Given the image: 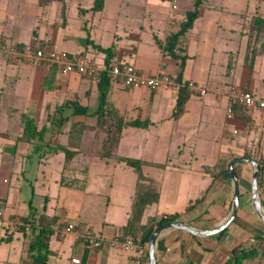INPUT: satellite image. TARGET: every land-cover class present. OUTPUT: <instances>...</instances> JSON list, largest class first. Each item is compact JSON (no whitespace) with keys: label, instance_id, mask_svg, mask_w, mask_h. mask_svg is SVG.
<instances>
[{"label":"crops","instance_id":"1","mask_svg":"<svg viewBox=\"0 0 264 264\" xmlns=\"http://www.w3.org/2000/svg\"><path fill=\"white\" fill-rule=\"evenodd\" d=\"M240 1L244 5L237 7ZM255 1L257 13L252 17H264V0ZM147 2L169 6L167 24L163 27L152 19L146 29L142 20L125 41L114 30L118 23L107 24L112 18L106 14L107 0L101 10L93 9L94 0H0V117L4 119L0 125V198L6 208L0 218V264H32L29 245L47 223L53 230L48 264H148L147 242L142 254L112 243L117 236L133 238L125 227L140 186L152 185L153 179L160 196L145 207L136 235L143 226L172 213L179 214L175 220L207 229L220 224L232 210L234 189L230 170H226L232 160L247 156L264 164V110L245 106V112L234 118L226 115L232 86L264 93V38L256 41L245 32L249 18L244 11L250 0L226 8L208 0L200 7L193 27L179 42V51L187 55L182 82H194L207 91L191 92L182 113L175 114L182 83L174 80V85L156 89L135 88L110 77L114 106L131 119L150 121L146 127H123L114 156L105 157L94 149L101 70L94 75L66 72L57 65L27 67L31 62L25 57H12L1 48V44H10L18 49L66 50L103 68L108 67L107 53L100 48L112 47L110 64L127 61L150 74L164 70L176 77L182 69L180 60L160 47L156 36L165 40L177 30L193 1L182 0L185 7L180 16L176 14L179 0ZM251 43L256 44L255 55L250 52ZM22 80L26 87L18 94ZM67 99L86 104L88 114L73 116L69 107L58 111ZM23 112L36 118L39 129L46 128L43 138L23 137ZM79 119L86 127L80 146L68 159L63 149L54 148L57 142L68 146L71 123ZM61 121L60 132L57 124ZM128 134L144 136L133 144L136 149L146 148L136 153L122 151ZM117 156L148 160L143 165L146 177L140 181L136 169ZM236 172L240 204L234 221L210 236L178 229L162 231L155 244L156 264H264V221L252 200L253 164L240 162ZM72 177L80 179L79 184L65 181ZM259 188L264 206V171ZM27 189L29 204L24 194ZM16 217L27 218L34 230L14 227L11 220ZM70 222L80 233L91 229L104 236V243L91 245L84 237L62 235L60 230ZM242 242L245 246L240 248L247 247L249 254L238 258L233 250Z\"/></svg>","mask_w":264,"mask_h":264},{"label":"trees","instance_id":"2","mask_svg":"<svg viewBox=\"0 0 264 264\" xmlns=\"http://www.w3.org/2000/svg\"><path fill=\"white\" fill-rule=\"evenodd\" d=\"M43 1V0H41ZM208 0H193V6L189 8L185 16L180 20L179 28L175 31H172L169 33L165 40L160 39L156 36V41L159 44L160 47H162L169 55H171L173 58L180 60V66H181V72L176 76L173 77V79L177 82L182 83L179 91V96L177 99V104L175 106V114L178 115L184 111L185 103L190 97L191 90L189 87L188 81H183V75L182 70L185 64V59L187 57L186 54H182L179 51V42L182 38H184L186 32L193 27L195 20L199 16L200 7L204 6L207 3ZM105 4V0H94L93 9L94 10H101L103 9ZM252 26L251 28H257V27H264V17L261 16H254L252 18ZM101 50L105 51L107 53L106 56V64L109 66L111 62L112 57V47H101ZM45 64V63H44ZM53 66L56 64H52ZM48 78L46 76L45 82H47ZM98 85L100 88V98H99V106L95 113L98 114V122L97 126L95 125V128H99V126L104 125L107 123V121L111 118H114L115 116H112V111H116L117 108L114 107V104L111 100V80L110 76L108 74V71L106 69H103L99 73V81ZM71 108L72 113L71 115H87L88 114V106L82 102H80L77 99H67L63 104L59 105L57 107L58 111H63L65 108ZM237 112L244 111L245 106L242 103H239L236 105ZM117 114V112H115ZM22 117L24 120V138L27 140H37L40 138H43L44 133L46 131L45 127L38 128V124L36 121V118L34 116H31L25 112L22 113ZM68 116H62L63 119H66ZM117 119L114 121L118 125L119 132L115 138V142L117 143L121 137V132L123 127L126 126H141L146 127L150 124V121L148 119H141V118H132V119H125L122 114H118ZM60 118H58L59 120ZM62 121L59 122L57 125L60 127L62 125ZM86 127V123L84 120H74L71 123L70 129L68 131L69 134V140H68V146L62 145L60 142H57V145L54 149H63L66 152V157L69 159L75 154V147L80 146L81 138L83 131ZM39 135V138L37 137ZM103 156L108 157L112 155L111 151H106L102 153ZM120 160L126 162L128 165L133 166L139 175V180L141 181L146 176L143 173V165L146 163H149L148 160H143L141 158L136 157H130V156H120ZM260 165V185L262 183V176L264 171V164L259 160ZM227 171L230 170V166L227 167ZM160 193L157 190H146V189H138L136 192V195L134 197L133 201V208H132V216L126 225V230L130 235L133 237L135 241H137L139 244L143 245L145 244L156 225L163 224L165 222H168L170 220H175L178 217V213H172L169 214L167 217L161 216L151 224H148L147 226H143V231L140 235H136L135 230L140 225V219L142 217V214L144 212L145 207L159 199ZM24 222H27V218H23ZM51 226L47 223L43 227L40 228L39 232L36 235V238L30 243L29 245V252L30 256L33 259L32 264H48V255L51 251L49 247V239L53 233V230L50 228ZM20 228H24V226H20ZM33 230H34V224H33ZM245 246L242 242L238 246H236L233 250L234 255H236L238 258H244L246 257L249 252H247V247L241 249L240 247ZM253 248H250L252 250ZM249 250V251H250ZM251 252V251H250Z\"/></svg>","mask_w":264,"mask_h":264},{"label":"built area","instance_id":"3","mask_svg":"<svg viewBox=\"0 0 264 264\" xmlns=\"http://www.w3.org/2000/svg\"><path fill=\"white\" fill-rule=\"evenodd\" d=\"M1 48L7 51L12 57L23 56L35 66H40L44 63L56 64L59 68L66 72H78L80 74L88 73L95 74L100 68L93 62L86 59L82 55L72 54L66 50L50 49L42 46L33 47L26 46L23 49H18L15 45L1 44ZM111 78L120 79L128 85L147 87L156 89L165 85H174V79L167 72L161 70L157 74H150L138 69L132 62H115L105 67ZM189 87L195 92L205 93L207 90L198 86L194 82H189ZM242 103L247 108H260L264 110V93L256 94L251 90L243 88H235L229 96V104L227 106V118L231 119L236 116V105ZM236 131V130H235ZM6 213L5 206L0 203V218ZM167 217V215L165 216ZM14 227L19 228L24 226L26 231H33L32 222H24L20 217L11 220ZM62 235L71 234L76 238L84 237L87 243L91 245H101L105 241V237L97 235L91 229L80 233L77 230L76 224L70 222L61 230ZM114 245L137 250L140 254L144 252V246L137 244L133 238L122 239L117 236L112 240Z\"/></svg>","mask_w":264,"mask_h":264},{"label":"rangeland","instance_id":"4","mask_svg":"<svg viewBox=\"0 0 264 264\" xmlns=\"http://www.w3.org/2000/svg\"><path fill=\"white\" fill-rule=\"evenodd\" d=\"M188 1V0H187ZM193 1V0H192ZM239 0H211V2L213 3H219V4H223L225 5L224 8L226 7H232L234 5V2H238ZM120 2H122V6L120 8ZM254 2H256L255 0H250L249 5H248V11H244L247 12L248 14L247 17L249 18V20L247 21L246 25H245V29H246V34H250V36H252L254 39L253 40H259L264 38V27H257L252 29L251 26L253 24L252 22V16L254 14H256L257 12H255V4ZM241 4H237V7H241L243 4L242 1H240ZM140 4H143L142 6H144V9L142 8V6H140ZM178 9L176 10V14L177 15H181L182 11L184 12V7L185 4L182 2V0H179V5H178ZM193 6V5H192ZM190 6V8L192 7ZM189 7V6H188ZM168 13H169V6L168 5H164V4H160L157 7L153 6L152 4H150L149 2H147V0H107V6H106V14L108 16H111L112 18H110L107 22V24H111L113 22V26L114 24L118 23V28L116 29V27L114 28V30H117V32L121 35V38L123 40H127L132 34V31L138 30V24L140 23V21L143 20V22L146 25V29L149 27V24L151 23L152 19H154V21L161 23V25L164 27L167 24V20H168ZM224 16L228 17V18H232L231 14H227L224 12ZM112 19V20H111ZM170 22H173V19L170 20ZM144 38H148L147 33H143ZM256 44H252L251 46H253L252 48H250V52H252V54L255 55L256 53V49L255 48ZM98 67L99 65L93 61ZM25 65H27V67H31V65H33L32 63H26ZM42 65H52V64H42ZM100 68V70L104 69ZM1 69V67H0ZM96 75V73L94 74ZM99 75V74H98ZM169 76L172 77V75L169 74ZM173 78V77H172ZM128 87H135V88H142L140 86H131V85H127ZM26 87V82H24V80L20 81L19 84L17 85V93L20 94L23 92L24 88ZM235 88H240L237 86H232L230 88V93L232 90H234ZM244 89V88H243ZM191 92H195L192 88H190ZM247 90V89H246ZM229 93V96H230ZM116 107V106H114ZM117 108V107H116ZM117 112V114L115 113ZM245 112V111H243ZM118 114H122V116L126 119H131L128 117V114H126L125 112L121 111L119 108H117L116 111H112V116H115L114 118H111L107 121L106 124L99 126V128H95L94 125V129H96V136H95V140H94V149L96 148L101 154L106 152V151H111L112 155L114 156V149L116 147V143L115 142V138L119 132V128L118 125L116 124V122L114 121L115 119H117V115ZM133 116V115H132ZM2 121H4L3 116L0 117V125H3ZM97 126V125H96ZM238 136V134H235V136ZM144 138V136L142 135H131L128 134L126 136V139L123 140V143L121 145V150L124 152H132V153H136L137 150L139 151H143L146 146H139L138 149H136L134 147V142H140L142 141V139ZM120 156H117V158L119 159ZM120 160V159H119ZM196 163V162H194ZM84 164V162H83ZM196 165V164H194ZM196 172V171H195ZM84 173V172H83ZM2 175L3 172L1 171V166H0V180H2ZM22 180H25V178L23 176H21ZM80 179H76L75 177H72L71 179L69 178V180H66V182H69L73 185H75L76 183L79 184ZM30 188V187H29ZM140 189H146V190H157L159 191V186H158V182L154 181L152 179V185H148V186H140ZM54 189V184H52V190ZM1 190V189H0ZM2 191V190H1ZM24 194L26 195L25 197H27L26 199V204H29V199L31 198V196H28V189L27 191L24 190ZM30 195V193H29ZM38 197L34 198V201H37ZM0 203H3V201H1L0 198ZM154 206V205H152ZM151 208V206H150ZM153 208V207H152ZM148 212V211H147Z\"/></svg>","mask_w":264,"mask_h":264},{"label":"water","instance_id":"5","mask_svg":"<svg viewBox=\"0 0 264 264\" xmlns=\"http://www.w3.org/2000/svg\"><path fill=\"white\" fill-rule=\"evenodd\" d=\"M243 161H249L253 164L254 175L252 181V200L258 216L264 221V206L259 188L260 173H261L259 162L258 160L247 156L236 157L232 160L230 164V178L233 184L234 198H233L232 210L228 215V217L217 226L207 229H198L180 220H170L168 222L158 225L153 230L149 240L146 243V255L148 259V264H156L155 244L158 235L162 231L166 229H178L197 236H210L222 232L234 221V219L237 216L239 204H240V187H239V178L236 172V164Z\"/></svg>","mask_w":264,"mask_h":264}]
</instances>
